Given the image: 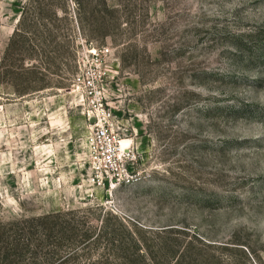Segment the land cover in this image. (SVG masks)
<instances>
[{
	"label": "rangeland",
	"instance_id": "1",
	"mask_svg": "<svg viewBox=\"0 0 264 264\" xmlns=\"http://www.w3.org/2000/svg\"><path fill=\"white\" fill-rule=\"evenodd\" d=\"M37 1L0 0V66L25 4L36 24L32 71L14 52L0 78V221L73 210L106 224L119 251L79 237L72 264H264V0ZM89 47L111 48L130 181L92 163L74 85Z\"/></svg>",
	"mask_w": 264,
	"mask_h": 264
},
{
	"label": "trees",
	"instance_id": "2",
	"mask_svg": "<svg viewBox=\"0 0 264 264\" xmlns=\"http://www.w3.org/2000/svg\"><path fill=\"white\" fill-rule=\"evenodd\" d=\"M37 1V0H36ZM37 11L43 12L44 4L38 2ZM104 5L106 3L104 2ZM22 15L13 35L4 51L0 66V78L8 80L13 73L12 53L17 52L21 62V70L32 71L24 65V56L36 54L33 47L28 46L26 32L36 29V24L26 25V15L29 6H22ZM43 13H41L42 15ZM34 68H39L34 65ZM18 94H28L15 85ZM75 211H58L39 215L24 216L19 219L0 221V264H72L77 254L79 237L83 238V250L87 249L92 241L106 237L108 248L118 252L119 246L114 242L113 235L108 236L107 225L101 230L95 225L87 224L85 219L74 217ZM93 238V240H91ZM88 242V243H86Z\"/></svg>",
	"mask_w": 264,
	"mask_h": 264
},
{
	"label": "built area",
	"instance_id": "3",
	"mask_svg": "<svg viewBox=\"0 0 264 264\" xmlns=\"http://www.w3.org/2000/svg\"><path fill=\"white\" fill-rule=\"evenodd\" d=\"M88 52L86 59L79 61L80 71L75 76L74 85L81 91L94 118L90 134L92 163L97 177L103 182L123 178V175H126L123 179L130 181L123 158H130L131 151L117 139L113 113L104 87L103 64L111 54V48L89 47Z\"/></svg>",
	"mask_w": 264,
	"mask_h": 264
}]
</instances>
